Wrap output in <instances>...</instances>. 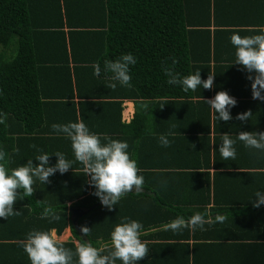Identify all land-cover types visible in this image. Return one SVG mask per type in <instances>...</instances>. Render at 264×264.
Instances as JSON below:
<instances>
[{
  "label": "trees",
  "instance_id": "1",
  "mask_svg": "<svg viewBox=\"0 0 264 264\" xmlns=\"http://www.w3.org/2000/svg\"><path fill=\"white\" fill-rule=\"evenodd\" d=\"M187 1L0 0V112L5 114V121L0 124V150L6 153L9 168L21 166L29 159L35 164V157L44 153L50 155V164L56 162L54 152H62L72 161L67 172L55 173L47 183L35 181L33 188L38 187L40 193L24 197L21 190L18 194L20 216L33 221L36 228H54L61 233L70 225L79 239L81 226H88L87 242L99 248L100 240L109 239L113 226L123 218L139 221L141 231L166 227L177 217L187 223L193 213L208 217L206 206L212 189L216 197L220 187H254L257 181L264 186V179L250 178V172L219 171L229 165L219 162L220 141L208 154L209 161L211 155L214 158L216 171L209 172L208 162L200 163L201 167L193 171L187 157L191 140L188 146V141L178 134L168 147L155 143L146 127L147 117L139 110L129 123L122 122L124 99L150 104L163 99L187 105L198 101L209 111L204 99H209L210 89L197 87L185 92L180 85H169L165 68L181 76L200 70L201 79L210 73L214 74V81L220 82L230 81L231 75L239 79L250 75L234 62L230 36L237 29L244 36L264 26V0H230V4L227 0L226 8L222 7L223 0H205V21L199 12L193 22L188 18ZM227 10L230 12L225 13ZM211 25L216 26L212 32ZM220 33L226 36L222 38ZM218 43L225 44L222 48ZM129 52L137 62L130 66L128 86L117 83L110 88V73L93 74L94 64L103 68L106 59L114 60ZM217 54H225L226 58L219 60L220 57L215 58ZM248 83L251 87L252 80ZM51 112L58 124L81 120L91 131L127 141L128 151L138 160L144 176L142 191L125 194L111 210L102 206L93 195L89 177L83 174V166L74 158L71 141L52 129ZM106 123H118V128L106 129L102 125ZM136 148H143L141 154L166 148L167 155L176 159L166 165L167 170H144L135 155ZM150 166L154 165L146 163L145 169ZM223 175H235V180L222 184ZM261 190L264 192V188ZM247 197L253 203L255 193ZM66 201L88 211L73 223ZM199 204L203 212L192 210L193 205ZM260 207L258 212L247 213L254 218L264 216V206ZM45 208L59 219L41 218ZM184 230L190 232L188 227ZM173 234L178 236L177 231ZM70 246L73 248L74 244Z\"/></svg>",
  "mask_w": 264,
  "mask_h": 264
},
{
  "label": "crops",
  "instance_id": "2",
  "mask_svg": "<svg viewBox=\"0 0 264 264\" xmlns=\"http://www.w3.org/2000/svg\"><path fill=\"white\" fill-rule=\"evenodd\" d=\"M225 1L227 0H223L224 3L222 4L224 8H226L224 6ZM228 1L230 4V0ZM206 3L205 0L187 1L190 21H195L199 12H202V15L205 13ZM200 4L203 6L201 9ZM230 8L231 6H229ZM228 10L225 13H229ZM205 18L206 15L204 14L202 20L205 21ZM190 24L194 25V23ZM191 28L197 27L191 26ZM215 28V25H211L210 31L212 32ZM253 34L256 33H250V35ZM219 36L224 38L226 34L220 33ZM223 44L225 43H220L219 46L223 48ZM232 51L233 57H235L234 46ZM218 57H220V60L226 58V55L219 56L217 54L215 58ZM213 61L214 59L211 65L214 64ZM221 71L223 72V70ZM250 75L254 76V73H250ZM250 75L240 79L239 76L231 75L232 79L230 81L228 79V81L221 80L220 82L216 79L212 88H210L209 99L221 90H226L236 98L237 103L231 109L232 119L227 122L219 121L213 110L209 108L208 111L204 106L202 108L201 105L197 104L198 101L187 105V103L184 104L180 101H167L164 99L154 101L151 104L140 99H124L121 112L122 122L129 123L133 119L136 110H139L147 117L146 127L150 131V134H148L152 136L151 138L155 143L158 144L157 140L160 135H166L167 138L170 136L168 139L173 141L174 137L177 138L178 134H182V137L188 141V146L191 140L192 148L190 147L187 150L189 151L187 157L188 163L193 164L191 169L193 171L197 169V166L201 167L200 163L207 162L211 164L209 172L216 171L212 155L210 161L208 160V154L211 153L209 149L214 150L215 142L220 141L221 143L222 137L228 135L236 140V158L235 160H223L218 150L219 162L229 164L223 166V168H218L219 171L250 172V178L262 180L264 179V151L246 148L237 139L241 131H264V100L252 98V86L250 87L248 83ZM245 111L251 112L249 119L247 121L237 120L236 115ZM53 113L50 114L52 117L51 125L53 123L58 124ZM102 125L106 129L118 128V123L110 126L107 123ZM177 143L182 145L179 141ZM136 149L135 155L139 158V163L144 170L160 171L158 168L167 170L166 165L172 164V162H175L173 159H176H172L167 155L166 148L163 150L155 148L153 149L154 152L146 151L143 154L140 153L143 148ZM146 163H152L154 166L145 169ZM234 177L235 175H223L224 181L221 182L226 184L229 180H235ZM260 184L262 183L257 181V186L254 187H242V184L234 188L220 187L216 192V197H214V189H212L210 203L206 206L208 217L205 219L209 223H205L202 229L199 227L190 228L189 233L182 229L181 232L177 231V237L173 236L171 230H166V227L142 230L140 239L145 243L148 252L139 261V264H264V216L258 215L254 218L247 213L249 210L253 212L254 210L255 212L261 210L260 206L253 208L254 204L252 201L249 202L250 199L247 197L257 191L262 192L261 188H264V186H259ZM33 189L32 194L40 193L38 187ZM66 205L72 218L71 209H78L80 212L87 211L81 206H75L72 201H66ZM13 207L19 214L7 219H0V264H30L28 256L23 250L22 241L25 240L30 231L34 229L41 230V228H36L37 225L33 224V221L31 222L20 216L18 201L14 202ZM191 208L203 212V207L200 204L193 205ZM217 215L222 216V221L216 220ZM50 230L54 231L64 242L63 246L65 248L73 252L71 264H77V257L73 249L76 250L81 241L82 243L87 242V236L80 233L78 239L73 234L70 225L61 233H57L54 228ZM99 243H101L99 247L107 245L110 248L111 246L110 238L100 240ZM70 244H74V247L72 248ZM152 257H154V260L151 259ZM117 264H119V261H117Z\"/></svg>",
  "mask_w": 264,
  "mask_h": 264
},
{
  "label": "clouds",
  "instance_id": "3",
  "mask_svg": "<svg viewBox=\"0 0 264 264\" xmlns=\"http://www.w3.org/2000/svg\"><path fill=\"white\" fill-rule=\"evenodd\" d=\"M240 29L234 30L230 36V43L235 48L234 62L243 66L249 73H254L248 78L252 80V98L264 100V26H258L253 35H240ZM136 57L131 53L121 54L114 60L106 59L103 68L94 64V75L103 71L111 74L112 83L108 85L115 88L128 86L131 80L130 66L135 65ZM173 64L175 61L173 60ZM167 83L180 85L182 90L195 91L197 87L210 89L213 86L214 74H208L206 79H201L200 70L181 76L171 68H165ZM204 102L216 114L219 121L232 119L231 109L237 100L226 90L218 91L214 97L204 99ZM250 111L238 113L236 119L247 121ZM5 121V114L0 112V124ZM57 134L71 141L74 158L83 166V174L89 177L90 186L94 188L95 195L102 206L112 209L122 196L129 192L140 193L144 185L142 170L137 161L128 151L127 141L111 139L108 136L91 131L81 120L66 124L51 125ZM237 139L246 148L264 151V131H241ZM158 142L162 147H168L170 140L166 135H160ZM236 140L228 135L222 137L218 147L223 160H235ZM56 162L50 164L49 154L44 153L29 159L25 164L16 168L8 167L6 153L0 150V219H7L19 214L14 210V202L22 190L24 197L32 195L35 181L43 184L48 182L50 176L59 172L63 174L72 167V161L66 159L62 152H54ZM19 190V191H18ZM253 204L256 207L264 205V192L257 191ZM59 219L50 208L43 210L41 218ZM222 216L217 215L216 220L222 221ZM209 223L201 213H193L187 219L177 217L166 225V230L180 231L185 227L203 228ZM142 224L129 218H123L116 224L110 233V248L107 245L95 247L91 242H84L76 247L75 256L77 264H139L145 257L148 249L140 239ZM88 226H81L80 233L87 235ZM63 241L52 230H32L27 235L22 246L27 254L30 264H71L73 252L63 246Z\"/></svg>",
  "mask_w": 264,
  "mask_h": 264
},
{
  "label": "water",
  "instance_id": "4",
  "mask_svg": "<svg viewBox=\"0 0 264 264\" xmlns=\"http://www.w3.org/2000/svg\"><path fill=\"white\" fill-rule=\"evenodd\" d=\"M71 211H72V214H73V223H76L77 218H79L81 216V214L86 212V211L80 212L78 209H71Z\"/></svg>",
  "mask_w": 264,
  "mask_h": 264
}]
</instances>
